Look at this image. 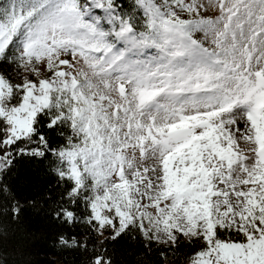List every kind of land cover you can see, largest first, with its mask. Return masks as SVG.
Listing matches in <instances>:
<instances>
[{
  "label": "rangeland",
  "instance_id": "rangeland-1",
  "mask_svg": "<svg viewBox=\"0 0 264 264\" xmlns=\"http://www.w3.org/2000/svg\"><path fill=\"white\" fill-rule=\"evenodd\" d=\"M7 2L5 11L11 14L14 3L19 15L34 0ZM208 2L215 7L214 0ZM65 7L71 14L80 12L76 0H68ZM81 19L95 24L91 16ZM205 27L210 41L222 43H212L191 63L187 55L172 63L121 60L120 65L127 67L111 72L112 78L123 77L119 84L105 79L101 66L94 63L101 57L109 59L103 49L84 45L68 66V71L81 74L80 84L85 74L90 78V87L81 89L82 94L89 93L87 104L77 108L85 153L76 178L95 185L92 207L102 225L110 220L111 210L119 213L121 228L132 215L147 221L156 241L169 244L180 231H194L198 221H207L209 236L214 222L225 219L233 224L264 222L260 215L264 213V44L250 42L255 25L245 23L243 35L233 25L235 31H228L226 37L221 35L222 24L207 21ZM49 43L47 56L33 54L26 70L44 59L57 60L63 49L55 40ZM59 63L63 66L66 61ZM157 64H167L165 70L173 73L199 69L203 78L188 87L174 76L171 88L144 104L139 101L154 89L142 85L135 95L127 96L123 81L140 80ZM30 115L19 120L21 128L29 127ZM249 243L251 247L217 242L216 255L222 264L245 260L256 264L257 257L264 264V234ZM194 264L210 261L202 254Z\"/></svg>",
  "mask_w": 264,
  "mask_h": 264
},
{
  "label": "snow or ice",
  "instance_id": "snow-or-ice-1",
  "mask_svg": "<svg viewBox=\"0 0 264 264\" xmlns=\"http://www.w3.org/2000/svg\"><path fill=\"white\" fill-rule=\"evenodd\" d=\"M67 2L34 0L30 9L22 8L17 15L14 3L9 14L3 7L6 0H0V79L5 81V86L0 87V145L4 149H15L19 155L35 149L33 155L42 152L47 156L68 146L69 134L74 132L73 109H83L89 96L87 92L81 93V89L90 87L87 74L80 84L81 74L68 71L77 50L83 51L84 45L107 53V61L101 57L94 63L101 66L105 79L111 78L113 83L119 84L123 77L112 78L111 72L127 67L120 65L121 60L135 57L134 63H142L145 59L172 63L187 55L191 63L207 52L212 43H222L208 39L207 21L222 24L225 31L221 35L225 37L228 31H235L233 25L240 28L241 35L245 23L255 25L251 28L250 42L256 44L260 40L264 44L261 39L264 36V0H214V8H210L208 0H76V7L80 9L76 14L69 13L65 7ZM81 16H91L95 24L85 23ZM53 40L58 49H63L57 52V60L44 59L37 67L29 69L27 78L20 75L33 54L47 56L51 48L49 41ZM60 60L66 64L61 66ZM167 67V64H157L140 80H124L126 95H135L134 90L142 85L154 89L139 101L144 104L171 88L174 76L180 77V85L188 87L203 78L199 69H180L173 73L166 71ZM29 113L32 114L28 117L29 127L21 128L19 120ZM61 139L63 145L57 143ZM4 149H0V154ZM213 232V236L208 235L206 220L198 221L194 231L179 232V236L192 245L186 256L188 264H194L197 253L204 254L210 264H222L216 255L217 242L230 241L251 247L250 239L254 242L264 234V222L251 220L242 224L237 220L233 224L225 219L221 223L214 222ZM122 234L113 230V238ZM172 246H176V241ZM102 259L97 257V260ZM244 264L249 261L245 260ZM256 264H261L258 257Z\"/></svg>",
  "mask_w": 264,
  "mask_h": 264
},
{
  "label": "trees",
  "instance_id": "trees-1",
  "mask_svg": "<svg viewBox=\"0 0 264 264\" xmlns=\"http://www.w3.org/2000/svg\"><path fill=\"white\" fill-rule=\"evenodd\" d=\"M73 116L68 146L47 156L33 155L35 149L19 155L0 145V264H188L192 245L179 233L173 247L156 241L150 225L138 217L131 215L123 228L116 211L103 225L96 219L95 185L76 178L85 148L77 109ZM113 230L123 234L113 238Z\"/></svg>",
  "mask_w": 264,
  "mask_h": 264
}]
</instances>
